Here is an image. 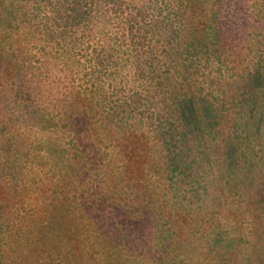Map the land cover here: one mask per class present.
Returning <instances> with one entry per match:
<instances>
[{
	"label": "rangeland",
	"instance_id": "1",
	"mask_svg": "<svg viewBox=\"0 0 264 264\" xmlns=\"http://www.w3.org/2000/svg\"><path fill=\"white\" fill-rule=\"evenodd\" d=\"M0 264H264V0H2Z\"/></svg>",
	"mask_w": 264,
	"mask_h": 264
},
{
	"label": "trees",
	"instance_id": "2",
	"mask_svg": "<svg viewBox=\"0 0 264 264\" xmlns=\"http://www.w3.org/2000/svg\"><path fill=\"white\" fill-rule=\"evenodd\" d=\"M1 5H2V0H0V8H1ZM168 160H169V158H168Z\"/></svg>",
	"mask_w": 264,
	"mask_h": 264
}]
</instances>
